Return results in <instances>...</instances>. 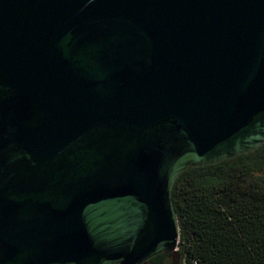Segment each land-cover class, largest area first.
I'll list each match as a JSON object with an SVG mask.
<instances>
[{
	"label": "water",
	"instance_id": "1",
	"mask_svg": "<svg viewBox=\"0 0 264 264\" xmlns=\"http://www.w3.org/2000/svg\"><path fill=\"white\" fill-rule=\"evenodd\" d=\"M264 144V0H0V264L177 249L174 183Z\"/></svg>",
	"mask_w": 264,
	"mask_h": 264
},
{
	"label": "trees",
	"instance_id": "2",
	"mask_svg": "<svg viewBox=\"0 0 264 264\" xmlns=\"http://www.w3.org/2000/svg\"><path fill=\"white\" fill-rule=\"evenodd\" d=\"M177 249L143 264H264V145L189 167L173 185Z\"/></svg>",
	"mask_w": 264,
	"mask_h": 264
},
{
	"label": "flooded vegetation",
	"instance_id": "3",
	"mask_svg": "<svg viewBox=\"0 0 264 264\" xmlns=\"http://www.w3.org/2000/svg\"><path fill=\"white\" fill-rule=\"evenodd\" d=\"M263 145H264V144H263ZM263 145H262V146H263Z\"/></svg>",
	"mask_w": 264,
	"mask_h": 264
}]
</instances>
